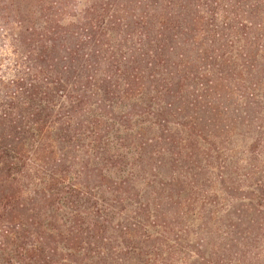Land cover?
I'll return each instance as SVG.
<instances>
[{"label":"trees","instance_id":"16d2710c","mask_svg":"<svg viewBox=\"0 0 264 264\" xmlns=\"http://www.w3.org/2000/svg\"><path fill=\"white\" fill-rule=\"evenodd\" d=\"M264 0H0V264H264Z\"/></svg>","mask_w":264,"mask_h":264},{"label":"rangeland","instance_id":"374dc122","mask_svg":"<svg viewBox=\"0 0 264 264\" xmlns=\"http://www.w3.org/2000/svg\"><path fill=\"white\" fill-rule=\"evenodd\" d=\"M261 160L264 163V155L261 156ZM256 193L258 195V217L262 222V226L264 228V168L260 169V172L256 175ZM264 232V231H263ZM264 234V233H263Z\"/></svg>","mask_w":264,"mask_h":264}]
</instances>
